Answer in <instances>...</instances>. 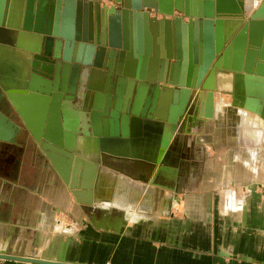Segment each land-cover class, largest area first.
Here are the masks:
<instances>
[{
  "label": "crops",
  "instance_id": "crops-1",
  "mask_svg": "<svg viewBox=\"0 0 264 264\" xmlns=\"http://www.w3.org/2000/svg\"><path fill=\"white\" fill-rule=\"evenodd\" d=\"M38 6L34 0V13ZM148 34L153 56L160 34ZM217 96L227 111L219 119L200 117L192 130L201 129V137L211 125L213 139L196 144L181 170L187 180L173 183L176 169L168 167L156 182V169L131 170V160L111 159L112 167L99 171L91 204L73 197L26 127L15 134L0 119V129H8L0 132L14 136L0 144V250L76 264H264V136L258 133L264 110ZM231 108H239L237 119ZM149 144L139 151L149 153ZM75 147L84 152L82 140ZM177 190L182 200L173 206ZM56 221L67 223L63 232L53 230ZM0 264L36 263L0 258Z\"/></svg>",
  "mask_w": 264,
  "mask_h": 264
},
{
  "label": "water",
  "instance_id": "water-1",
  "mask_svg": "<svg viewBox=\"0 0 264 264\" xmlns=\"http://www.w3.org/2000/svg\"><path fill=\"white\" fill-rule=\"evenodd\" d=\"M108 1L112 3L109 6L101 0H39L34 13V0H27L19 29L41 37L38 49L32 51L29 70L31 76L49 80L52 87L42 90L29 81L11 86L0 80V98L14 109L71 193L91 187L82 183L79 163L85 159L74 155L66 145L61 107L66 96H71L77 108L86 113L87 134L101 144V157L92 159L97 170L107 165L110 156L131 157L104 148L100 143L103 140L131 139L146 120L176 127L178 121L171 120L170 114L158 113L161 91L166 86L173 88L170 104L177 105L180 98L176 88L231 92L235 73L264 76V0L248 16L245 0H149L147 4L145 0ZM5 3L8 0H0V28L5 25L1 18ZM148 29L154 39L160 34V47L153 44V56ZM121 78L126 79L123 84ZM141 83L147 87L140 88ZM80 89L86 94L85 101L79 96ZM0 115L11 123L13 132L16 125ZM11 136L0 138V143L10 142ZM51 151L67 160V177L52 160ZM135 162L131 160L134 166ZM158 163L155 176L167 165L165 160ZM148 166L153 170L155 165ZM0 258L76 264L10 255L3 250Z\"/></svg>",
  "mask_w": 264,
  "mask_h": 264
},
{
  "label": "bare ground",
  "instance_id": "bare-ground-1",
  "mask_svg": "<svg viewBox=\"0 0 264 264\" xmlns=\"http://www.w3.org/2000/svg\"><path fill=\"white\" fill-rule=\"evenodd\" d=\"M260 1L261 0H245L247 8L246 16H248L249 13L253 11L255 6ZM147 3H149V0H145V4ZM5 4L6 8L4 9V14L1 15L5 25L3 28H0V41H3L0 42V80L11 86L25 85L29 81L33 87L42 90L51 88L52 84L49 82V80L43 79L36 75L31 76V72L29 70L32 61V51L38 49L41 37L38 34L20 31L19 29L23 19V0H9L8 3ZM6 40L14 41L17 45H11L6 42ZM85 77L86 74L84 72L82 75V84L85 80ZM125 80L126 79L121 78L120 83L123 84ZM146 87V84L141 83L140 88L145 89ZM161 92L162 97L160 100L158 113L162 116H165V106L167 103H170V99L173 95V88H171V86H166V90ZM176 92L180 98L178 104H171L169 105L170 107L167 106L170 119L178 121L174 129L169 123L158 122V125H156L153 121H143L141 124V129L139 131H134L133 134L135 133V135H133L131 139H107L100 142L102 143V146L104 148L106 147L109 151L131 156H110L106 161L111 158L123 159L125 161L129 159L136 161L135 165L137 169H147V167H150L148 165H155L153 169H156L158 162L165 160L167 164L165 170H170L169 168L174 166L181 167L179 160L181 146L179 135L184 132H192V130L198 127L200 116L197 115H202V118L205 119H210L214 115L216 119H219L223 114L225 115V110L227 108L222 106L221 102L218 100L220 99L217 96L219 93L232 95L234 99L244 103L246 102L247 104L244 106H248V104L254 106L255 104L257 105V109L260 108L262 110L263 108L264 110V76L235 73L231 92H217L210 89H202L200 87L176 88ZM193 95H195L194 97L198 98L196 99L197 102L199 100L200 102L202 101L201 104L199 103L200 111L198 112L197 106L195 105L196 103H193L192 101ZM79 96L82 97L83 101H85L86 94L82 91V89H80ZM143 98L145 99V96ZM194 99L195 98H193V100ZM61 107L65 117L66 145L68 150L73 152L74 155L83 157L85 159L83 163H79L80 168H82V175H84L83 178L86 176L85 181L83 180L82 183L88 187H91L85 190L75 189L72 192V195L76 200L78 199L79 201L81 200L91 204L94 202L93 197L96 192L95 183L97 181L99 171L100 169H103L100 166L97 170H95L94 165L92 164V159L101 157V144L99 145L98 139L96 137L87 134V115L82 109H79V107L77 108V104L74 103V101L71 99V96H66L63 99ZM215 107L217 108L215 109ZM231 109L234 111L233 113L236 114L235 119H237L239 113H241L239 108ZM229 110L230 109L228 108V111ZM262 115H264L263 112H261V116ZM252 118L254 117L252 116ZM0 119L5 120L2 115H0ZM243 120L244 123L245 121H248L247 118H244ZM154 129V134L149 132L150 130ZM258 129L259 135L263 137V128ZM0 131L7 132L8 129L3 126ZM1 132L0 138L9 137L8 134H2ZM142 137L143 139H141ZM152 138L153 141L150 142L149 140ZM77 139L82 140L84 152L76 149L75 146ZM140 139L141 141H139ZM146 141L150 143L149 147L148 145L145 147L146 150L150 149L149 153L139 151V148L141 149L142 147L141 143ZM128 145H131V149H129ZM136 148L138 150H136ZM167 153H169L168 158H165ZM49 154L57 168L62 173L66 174L68 169L67 160L57 152L51 151ZM132 156L140 157L141 159L132 158ZM150 161H156V164H153Z\"/></svg>",
  "mask_w": 264,
  "mask_h": 264
},
{
  "label": "rangeland",
  "instance_id": "rangeland-1",
  "mask_svg": "<svg viewBox=\"0 0 264 264\" xmlns=\"http://www.w3.org/2000/svg\"><path fill=\"white\" fill-rule=\"evenodd\" d=\"M152 14V13H151ZM177 14V13H176ZM153 15V14H152ZM180 15V14H179ZM159 17V16H158ZM186 19V18H185ZM1 94H3V91H2V89L0 88V95ZM222 94V93H221ZM197 95V94H196ZM195 95H193V97H192V101H193V103L195 102L196 104V106H197V112L198 111H200L199 110V108H200V106H199V103L201 104V102H200V100L197 102V100L196 99H198L197 97H194ZM219 97V96H218ZM226 99H228V98H230L231 96L230 95H228L227 94V96H224ZM193 98H195L194 100H193ZM201 99V98H200ZM237 100V99H236ZM169 105H171L170 103H167L166 104V106H165V110H164V114H168V108H167V106L168 107H170ZM0 113L1 114H3V115H5L6 116V118L8 119V120H10L11 122H13V124H15L16 125V128L14 129V133L16 134V131H18V130H21L22 129V132H25L26 133V131H25V126H24V124L22 123V121H21V119L19 118V116L16 114V112L14 111V109L10 106V104H8V102L6 101V99H1L0 98ZM197 116H200V117H202V115H197ZM200 122H202L201 120H200ZM200 122H199V124H200ZM198 124V125H199ZM28 131V130H27ZM154 132H155V129H154ZM194 132V131H193ZM189 132V133H186V132H184V133H181L180 135H179V141H180V143H181V146H180V157H179V160H180V164H181V167L179 168V167H177V166H175L174 168L176 169L175 171H173V174H172V178H173V183H175V181H179V180H182V181H185V180H187V176L186 175H183L182 173H181V170H186V165H188V163L190 162V159L192 158V152L194 151V149H195V146H196V144L199 142V143H201L202 141H205L206 143L208 142V143H210L211 145H212V139H213V129H212V126L211 125H209V126H207L206 127V129H205V132H204V135L203 136H197L198 134H200V132H202V130L200 129L199 131H197V132ZM14 134V135H15ZM31 134V133H30ZM142 136V135H141ZM32 138H33V136H31ZM14 139V136H13V138H12V140ZM34 139V138H33ZM141 139H143V137L141 138ZM141 139L139 140V141H141ZM35 140V139H34ZM148 140V139H147ZM36 141V140H35ZM138 141V142H139ZM150 142H152L153 141V138L152 139H150L149 140ZM201 141V142H200ZM137 142V143H138ZM38 145H39V143L38 142H36ZM136 143V144H137ZM147 143H148V141H147ZM1 144V143H0ZM187 145H188V147H187ZM39 147H40V145H39ZM128 147H129V149H131V145H128ZM41 148V147H40ZM188 153V154H187ZM187 154V158H185V155ZM184 158V159H183ZM112 159V158H111ZM111 159H109V160H111ZM116 159V158H115ZM50 160V159H49ZM119 160H121V159H119ZM123 160V159H122ZM159 164L160 163H158L157 164V166H156V170L158 169V166H159ZM128 164H126V165H124L123 164V166H127ZM106 168V167H112L110 164H107V165H105V166H101V168ZM128 167V166H127ZM128 168H131V170L132 169H136V166H134L133 164H130V166L128 167ZM169 171V170H168ZM83 176L84 175H82V181L84 180L85 181V178H86V176L83 178ZM155 178H156V182H159V179H162L163 180V178H162V176H160V175H158V176H155ZM181 186V185H180ZM180 186H179V188H180ZM255 186V185H254ZM264 186V185H263ZM231 191V190H230ZM179 191L177 190V192H175V193H172V195L174 196V200L176 201V203H175V201H174V204H173V206L174 205H176L178 202H180V200H182V197L180 196V194H182V193H178ZM158 193V197L159 198H161V197H163V194L164 193H160L159 191L157 192ZM179 194V195H178ZM233 193H232V191L231 192H229V196H227V198H229L231 195H232ZM74 197V196H73ZM162 214H165V213H162ZM71 224V223H70ZM66 225V226H65ZM57 226H60V227H57ZM66 227H67V223H65V222H59V221H56V223H55V226H54V231L55 232H63L65 229H66Z\"/></svg>",
  "mask_w": 264,
  "mask_h": 264
}]
</instances>
